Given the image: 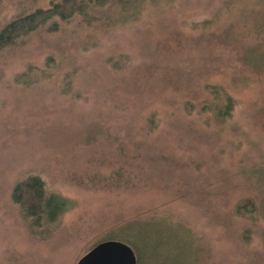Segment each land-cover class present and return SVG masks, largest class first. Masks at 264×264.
<instances>
[{"label": "rangeland", "instance_id": "rangeland-1", "mask_svg": "<svg viewBox=\"0 0 264 264\" xmlns=\"http://www.w3.org/2000/svg\"><path fill=\"white\" fill-rule=\"evenodd\" d=\"M51 1L1 0L0 26ZM93 14L0 54V264H75L104 239L138 246L148 264H264V0ZM47 56L51 76L15 82ZM209 85L234 99L228 117ZM31 173L65 204L38 237L10 199ZM244 198L250 217L234 211Z\"/></svg>", "mask_w": 264, "mask_h": 264}, {"label": "trees", "instance_id": "trees-1", "mask_svg": "<svg viewBox=\"0 0 264 264\" xmlns=\"http://www.w3.org/2000/svg\"><path fill=\"white\" fill-rule=\"evenodd\" d=\"M132 1L134 0H53L46 8L37 7L28 12L17 14L0 26V54L15 47L19 41L40 28L47 26V32H56L59 29L60 22L68 21L75 16H79L83 22L91 24L92 21H98V18H101L93 14L96 9L109 3H119L125 7L130 5ZM53 61L52 56H47L43 67L35 64L28 65L25 70L16 74L15 82L30 83L51 76L50 67ZM71 75L72 72H68L66 78L68 79ZM207 88L214 94L218 103L214 108H211L214 109L216 117L222 119L231 115L234 99L226 92V89L211 85ZM68 90L69 88L64 89L66 92ZM155 123L154 113H152L148 118L149 128H153ZM56 198H58V195L47 193L44 179L36 173L26 174L16 179L10 191V199L18 207L28 231L33 237L40 236L44 231L48 232L47 225L56 221L61 214H64L62 207L65 204L63 201L56 200ZM255 210V203L251 198L238 201L234 208L238 215H249L248 217L252 216ZM242 235L244 241L248 242L249 230L246 229ZM123 242L129 244L134 250L137 264H148L144 252L137 249V245L135 250V246L133 247L131 243Z\"/></svg>", "mask_w": 264, "mask_h": 264}, {"label": "water", "instance_id": "water-1", "mask_svg": "<svg viewBox=\"0 0 264 264\" xmlns=\"http://www.w3.org/2000/svg\"><path fill=\"white\" fill-rule=\"evenodd\" d=\"M75 264H137V258L126 242L107 239L93 245Z\"/></svg>", "mask_w": 264, "mask_h": 264}]
</instances>
